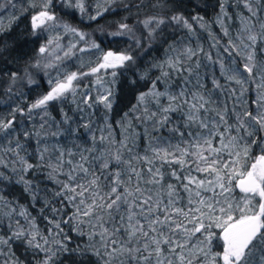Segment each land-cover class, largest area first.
Instances as JSON below:
<instances>
[{"label": "trees", "instance_id": "trees-1", "mask_svg": "<svg viewBox=\"0 0 264 264\" xmlns=\"http://www.w3.org/2000/svg\"><path fill=\"white\" fill-rule=\"evenodd\" d=\"M259 3L264 6V0H259ZM14 4L13 8L7 2L6 12L0 14V123L12 121L11 128L0 129V161H3L0 163V173L11 177L9 180L0 177V240L6 241V243L0 242V264H44L45 260H48V264H106L108 248H104V238L102 239L100 235L102 232L100 223H96L97 220L94 217L84 216H81L80 222L77 223L72 218L75 207L66 200L62 201L60 197L54 196V193L61 190L57 181L68 182L66 173L75 169L73 174L78 175L81 183H86L91 177L79 171L77 165L81 164L84 168H88L90 173L100 174V166L106 159H110L109 154L97 152L96 156L86 157V153L95 147H102L101 136L118 134L129 119L140 123V119L138 120L133 115L134 106H136L135 109L141 107V105L137 106V98L141 92L148 91L153 82H156L157 89L161 90L164 88L162 80H168L171 86L167 89L174 93L179 91L181 88L179 82L184 70L175 75L172 68L156 67V65L160 66L167 56L165 50L170 52L174 47H184L183 42L185 41L192 50L198 49L200 45L201 50L196 52L203 59L208 44L211 42L210 45L213 46V41L214 43L221 41L227 47L222 48L223 52L219 49V53H223L226 57L234 53L235 61L232 67L242 69L244 61L239 51L229 47L230 37H234L240 24L231 25L228 33L230 36H226L217 20L223 7L228 10L234 20L238 21L241 9L240 0H123L111 5L101 15L89 21L78 17L75 11L55 7L53 12L59 18L67 20L78 29L89 32L88 34L98 43V46L107 51L111 49L120 51L121 38H113L112 33L119 30L121 24H127L137 32L138 29L143 30L142 22L149 17L162 16L167 19L176 14H182L188 23L192 24L191 30L182 28L178 33L179 38L169 37L172 48L165 49V45H160V50H149L143 55H138L134 48H128V43L122 46L125 49L124 53L133 56L134 63L126 62L124 67L115 68L116 75L108 80L115 95V102L111 109H105L103 104L96 102L97 97L93 92L96 77L74 82L75 93H66L63 98L50 101L41 108H31V105L50 89L48 85L54 77H44L41 70L34 67L35 63L32 61L42 44V36L35 34L30 22L26 20L34 13H20L18 12L20 2L16 1ZM192 17L202 18L200 20L206 23L213 40L208 42L204 39L203 42L200 35L208 30H202V32L195 30L199 29L200 22L199 20L194 21ZM236 38L231 40L238 44V41L234 40ZM154 43L157 44L158 41ZM145 48L142 45L140 52ZM257 49L260 57L262 50H260L259 43ZM73 64L69 61L65 68L74 70ZM228 64L230 66V62ZM195 65L194 70L188 73V78L194 83L201 80L198 88L203 89V95L210 96L211 102L209 101L207 105H212V114L216 115V111H220V108L226 111L232 109L233 104H238V107L244 110L241 102H238L241 100L236 98L241 95L239 88L232 87L233 82H228L221 74L219 75L218 68L213 71L211 65L205 63L204 60L195 61ZM210 71L221 79L222 87L219 90L210 85ZM14 73L16 74L15 80H13ZM164 73L168 74L167 78L163 76ZM142 75H144L143 79H141ZM30 77L36 78V89L28 84ZM158 77L161 79L157 80ZM240 78L244 81L245 91L240 98L246 99L247 107L245 108L256 116L258 114L256 88L247 73L240 75ZM232 88L234 92H231ZM87 95L89 99L85 103ZM146 101L153 102L151 98ZM164 126L157 131V135L163 140L171 141V136L167 134L169 130L168 132L165 130L167 127L165 123ZM253 131H256L257 143L250 147V158L261 153L259 144L264 135V131L255 129ZM24 133L28 135L25 136ZM150 137L149 125L144 128L142 124H139V129L134 134L138 144L132 146L135 153L133 150L132 152L124 150L122 159L125 163L119 168L110 164L105 172L119 171L121 172L120 179L125 182V186L128 183H139L143 187L154 189L158 197L164 200H169L167 186L171 184L178 194V198L177 195L172 197L173 200H177L175 207L187 211L189 193L183 190L181 183L171 173L176 172L180 175L181 181H184L185 176L191 175V170L187 165L181 169L176 163H160V160L156 159V166H158L156 169L163 174V179L159 184L152 183V175L144 166L145 160L141 159L149 153V150H144L143 145L150 143ZM17 142L22 145L21 148H17ZM248 142L250 143V140ZM82 156L87 159L81 160ZM21 157L35 167L26 172L21 171L25 166L21 163ZM57 166L59 170L53 172V167ZM135 166L140 170L141 176L138 180L135 175H132L129 180L130 167L135 168ZM13 169L16 171L14 172ZM21 175L25 180L32 182L31 192L25 191L24 185L17 182ZM100 185L108 189L106 186L110 185V181L102 178ZM233 195L238 197L244 194L238 188H234ZM256 200L260 202L259 197ZM22 210L26 211L27 217L19 214ZM127 214V208L122 206L119 214L114 215L115 219L111 220L112 234L110 236L112 235L114 240L119 241V244L112 243L117 248L124 244L129 246L128 231L131 225ZM140 215L145 218L142 214ZM120 216L124 219L121 220ZM136 216L139 217L138 214ZM176 218L187 224L182 217ZM145 221L146 219L143 220ZM56 224L60 225L59 229L55 227ZM33 225L34 230L31 228ZM114 228L119 231L114 232ZM20 230H23L26 236L29 232H36L35 243H39L42 247L36 248L34 245H29L24 237L15 238L13 233ZM58 232L62 234H57ZM92 233H95V236L90 238ZM216 233L217 236L220 235L218 229ZM56 241L63 242L64 249ZM218 241L222 242L219 239ZM136 260L128 252L122 255L123 264H137Z\"/></svg>", "mask_w": 264, "mask_h": 264}, {"label": "snow or ice", "instance_id": "snow-or-ice-1", "mask_svg": "<svg viewBox=\"0 0 264 264\" xmlns=\"http://www.w3.org/2000/svg\"><path fill=\"white\" fill-rule=\"evenodd\" d=\"M7 2L13 8L15 7L12 0H7ZM50 4L51 0H45L41 6L43 10L32 16L31 26L33 30L41 28L49 21L56 20V17L47 10ZM31 6L36 7L35 4H32ZM75 6L79 8L81 12L84 11L82 3L78 2ZM4 7L5 4H0V8ZM245 7H248L251 11L250 5L246 4ZM221 12H224L223 7L221 8ZM100 14V12H97V15ZM253 15H255L254 12ZM90 19H95V17H90ZM192 19L197 21L202 18L192 17ZM169 21L175 22L177 25L183 24V26L187 27L189 30L192 28V25L188 23V20L182 14L172 15L168 17L167 20L162 16H152L145 19L142 23L145 28H148L149 34L151 35L156 29H159L161 25H164ZM242 24L243 27L241 33H247V35H237L236 39L239 41V44L234 43L230 39L229 47L236 49L237 51L243 47V49L248 52L245 57L247 62L243 65L242 69L226 66L223 61L220 62L221 75L227 81H234L240 85H243L244 81L239 79L238 76L247 73L250 77L253 68L256 66L254 62V46L257 44L258 39L260 42H264V24L260 25L261 32L259 36L252 31L250 23L242 21ZM152 25H154V27H150ZM62 27L65 32L78 35L81 40L85 37L84 33L78 32L77 29L68 24H64ZM119 27L122 30L130 31L127 24H121ZM201 27H204V25L201 24ZM122 34H124V32L112 33V35ZM224 34L226 36L228 35L226 30ZM245 39L248 43H245ZM51 42L52 41H49V44ZM74 47L75 45H70L69 53ZM92 47L98 48L99 46L92 44ZM46 50V47L42 46L40 47L39 52L44 53ZM81 51H84V49H81ZM185 52L189 58L196 55V52L190 48L185 49ZM69 53H65V55L67 56ZM209 59H211V57H209ZM102 61L103 62L100 63L98 67L91 69V73H96L100 69L124 67L126 62L134 63V58L126 53H114L108 51L103 54ZM167 63L177 71L182 70L178 67L179 61L169 60ZM156 67L160 66L156 65ZM85 75H88V73L78 74L73 72L71 74H66L63 81H57L55 86L51 88V91L32 104L31 108H41L46 106L50 101L63 98L66 93H75L76 89L73 82ZM112 75L115 76L116 73L113 72ZM144 75H146V73ZM144 75L141 76V79L144 78ZM15 76L16 74L14 73L13 80H15ZM163 76L167 77L168 74L164 73ZM159 79L161 78L158 77L157 80ZM29 82L31 83L32 81ZM197 83L199 84V81ZM213 85L217 89L222 87L215 80L213 81ZM232 91L234 92L235 90ZM161 97H164L169 102L168 107L161 106V111L165 114L163 120L159 121L161 124L168 120L167 113L177 111L181 106L187 105L189 107L187 121L189 123L198 121L199 126L208 131V135L205 137L198 134L196 137H192V143L188 147L180 148L179 145H176L175 151L172 152L168 151L166 148H150L153 157L159 159L161 162H167L168 164L176 163L181 169H183L187 164V161L184 158L191 155L193 157L192 162L196 165L195 170L199 173H208L212 175L213 179L197 180L195 177L185 176L184 181H187L185 183L184 181H181L180 175L173 171L171 175L181 183L183 190L189 193V207L187 211L183 208L175 207L176 201L173 200L172 197L173 195H177L178 198V194L176 193L174 186L169 184L167 186L169 200L162 210L164 218L161 220L157 216L150 221L148 225L149 230L155 234L157 228L154 227V225L160 226L161 228L167 226L169 232L173 234L176 232L183 233L186 242L199 234V246L196 248L195 252L189 250L187 255H185L184 252L186 243H179L168 237L163 238V243L169 244L171 252L175 253V248L181 249L180 253L177 254L180 264H193V260L196 258L201 260V264H256L255 257L257 253H259V264H264V142L260 145L261 154L255 157H249L251 145L257 143L256 131L250 129L264 131V112L258 111V114L253 116L250 112L245 111L243 113V118L237 117V124L232 126L227 123L226 110L223 112L217 110L216 118H218L219 122L224 125L225 131L228 133V136L225 137L223 132L216 130L217 124L215 119L213 120L212 128H209V124L206 123L205 120L200 119L197 115L201 109H204L205 112L208 111V109L205 108V105L209 103V101L205 100L202 95L193 94L192 99L199 102V107H197L196 103L190 104L186 98V90L183 88L174 94L170 93L167 89L161 92L157 89L156 82H153L148 91L139 94L137 98V106L144 105L145 101L149 98L154 99L159 105V99ZM87 99L89 98L86 97L85 103H87ZM260 100L264 101V95L260 97ZM96 102L103 104L105 109H111L115 102L113 90L111 88L105 89V95L98 96ZM173 104H176L177 106L174 108L172 107ZM135 107L136 106H134V110ZM262 107H264V105H262ZM144 111L147 113L146 106ZM151 115L155 116V113H152ZM11 127V120L7 123H0V129H9ZM109 131H111L110 128ZM241 131L244 133L242 136L239 135ZM232 132H236L238 135L233 136L231 135ZM24 135L27 136L28 133H24ZM180 135L183 136L184 134L181 133ZM216 138L219 139V147L213 146V139ZM100 139L103 141L105 138L102 136ZM226 139L227 143H225ZM248 140H250V143ZM240 141H245V143L240 146ZM21 147L22 145L17 142V148ZM121 147H126V144H124L123 141H121ZM189 147L194 149V151L190 153ZM128 151H131V149H128ZM225 151H227L228 158L222 159V153ZM205 152L208 153L207 156L204 155ZM109 156L110 159H106L100 166L101 171L99 175L90 173L88 168H84L82 164L77 165L80 172L85 176L91 177L86 183H81L78 175L73 174L75 169L66 173L68 182L57 181V183L60 184L61 190L54 193V196L60 197L62 201L66 200L75 207V212L73 213L72 218L79 223L81 216L92 217L95 215L96 220L100 223V226L103 227L104 216L99 215V213L107 214L111 221L115 219L113 213L118 214L122 206L129 210L128 221L130 224L135 215V213L132 212L133 204L139 208L141 214L147 210L149 215H153L155 211L160 210V203H157L155 207L149 203L151 197L143 199L138 204H136L135 200L131 203L129 202L128 197L133 196V192L130 191L125 186V182L120 179L121 172H105V170L109 169L110 164L115 168H119L121 164L125 163V161L122 159L119 150L115 153H109ZM41 158H43L42 154ZM20 159L21 163L25 165L21 171L26 172L28 169L35 167L32 164H28L23 157ZM86 159V157H81V160ZM141 159L147 161L149 164L153 163V161L149 160L146 156ZM0 163H3V161H0ZM69 163H71V161H69ZM58 170V166L53 167V172ZM13 171L15 172L16 170L13 169ZM148 172L152 175V183L159 184L163 179V174L159 169L154 170L153 168H149ZM132 175H135L139 180L141 173L137 171L136 168L130 167L129 180H131ZM0 177L5 180L11 179V177L5 176L3 173H0ZM102 178L110 181L108 191L103 195H101L102 189L100 185V180ZM17 182L24 185L25 191L31 192V181L25 180L21 175ZM234 184L241 193L245 194L240 202H235L230 199L234 191ZM190 185H195L196 190L194 193L190 188ZM217 189H219V191H217ZM134 192L142 195L139 183L135 186ZM205 192L210 193V195H203ZM193 195L195 196V199L192 198ZM256 197H259L260 202L254 205L252 204V200ZM88 200L91 202L88 203ZM81 206H83V209H81ZM169 206H171V208ZM53 210L55 211V209ZM19 214L27 217L25 210H22ZM176 217H182L183 220L187 221V224L183 223L182 220L177 219ZM119 218L121 220L124 219L123 216H120ZM189 225H191V227H189ZM55 227L59 229L60 225L56 224ZM217 229L220 232L219 236H217L216 233ZM113 231H119V229L114 228ZM107 232L108 229L105 228L100 233L102 239ZM137 233H141L144 237H148V233L143 231V226L140 225L138 221L134 227L130 228L128 235L131 238L136 236ZM57 234H62V232H58ZM36 235V232H29L26 236L23 230L13 233L15 238L24 237L29 245L41 248L42 245L35 243ZM92 236H95V233L90 234V238ZM149 239L151 240V243L155 245L156 253L159 254L161 252L160 244L162 240L157 239L155 235L149 237ZM216 239L222 240L221 252H213V242ZM0 242L6 243V241L2 240H0ZM45 243H47L46 239ZM56 243L60 244L61 248L64 249L63 242L56 241ZM112 243H115V241H112ZM173 244H175V248L171 247ZM144 247L147 249L149 245L145 243ZM118 251H127L131 254L133 249L113 248L112 252L108 253L109 257L111 258L112 254ZM136 251H139V249H136ZM96 254L99 255V253ZM50 258L51 257H49V259ZM143 259L147 260L148 257H144ZM44 264H48V260H45ZM168 264H172V261L169 260Z\"/></svg>", "mask_w": 264, "mask_h": 264}, {"label": "rangeland", "instance_id": "rangeland-1", "mask_svg": "<svg viewBox=\"0 0 264 264\" xmlns=\"http://www.w3.org/2000/svg\"><path fill=\"white\" fill-rule=\"evenodd\" d=\"M16 1L20 2V7H18L19 9L18 12L23 13V14L28 13V12H33L34 14L32 16L38 14L41 10H43L41 6L45 2V0H12V3H15ZM119 1H123V0H51V4L49 5V8L47 10L56 17V20L49 21L46 25L42 26L41 28H37L33 30L35 34L42 36V44L40 47L44 46L47 49L44 53H40L39 52L40 47L38 48V50L36 51L34 55V59L32 60L33 63H35L34 67L41 70L44 77H47V78H49L50 76L54 77V80H52L50 84L48 85L50 89L46 93H44L39 99H41L44 95H46L49 91H51V88L55 86L57 81H63L66 74H71L73 72H76L78 74L88 73V75L80 77L77 81L86 80L88 77H94V78L96 77L94 79L95 83L93 85V88H94L93 92L95 93L96 97L103 96L105 95V89L111 88L110 82L108 80H110L111 76H113L112 73L117 72L116 69L107 68V69H100L96 73H91L92 68L98 67V65L103 62L102 56L104 53H107L108 51H112L114 53H124L123 51L125 49L122 46H124V44H127V43H128L127 45L128 48L130 49L134 48V50L137 51L138 55L139 54L143 55L146 51H149V50H157V49L160 50L159 49L160 45H163V46L165 45V49L172 48V42L169 43V37L174 38V39L179 38L180 36L178 35V33L181 32L182 28H187V27H184L183 24L177 25L175 22L169 21L168 23L161 25L160 28L156 29V31L153 32L151 35L149 34L148 28H145V27H143V30L138 29L139 32L138 31L136 32L135 29L131 27H129L130 31L119 29L116 32H124V34L113 35L112 37L121 38L120 39V42H121L120 51H115L114 49L107 51V50L101 49L100 47L93 48L92 44L98 45V43L92 39V36L88 34L89 32L83 31L81 29L74 27L67 20L59 18L57 14L53 12V9H55V7H57V9H59L60 7H63L64 9L75 11L78 17L86 18V20L89 21L90 17L96 18L99 16L97 15V12H100L102 14L111 5ZM78 2L83 4V7H84L83 12H81L80 9L75 6ZM6 3H7V0H0V4H6ZM32 4H35L36 7H32L31 6ZM246 4L250 5L251 11L249 10L248 7H245ZM240 6H241V9L239 12L238 21L234 20L230 16L226 8H224L223 13L222 12L220 13L217 20H218V24L220 25V28L222 29V32L225 33V30H226L227 33H229L231 25L234 24V26H237L240 24L239 27L236 29V33L234 34V37H237L238 34H242L246 36L247 33H241V29L243 27L242 21H245V22L250 23L252 27V31L259 36L261 32L260 25L264 24V6L259 3V0H240ZM5 12H6V6L4 8H0V14L5 13ZM253 12L255 13V15H253ZM31 18L32 17L26 19L28 22H30V24H31ZM235 21L236 23H234ZM199 22H200V25L198 27L199 29L196 28L195 30L199 32H202V30H205V31L208 30V32L202 33L200 35V37L202 36L203 42H204V39L208 40V42L213 40L211 33L209 31V28L206 26V23L203 22L202 20H199ZM64 24H68L71 27L77 29L78 32L84 33L85 34L84 39L81 40L78 35L65 32L64 28L62 27V25ZM201 24H203L204 27H201ZM150 27H154V25ZM228 35L230 36V34ZM233 38L230 37V39H233ZM234 40H237V39H234ZM49 41H52V42L49 44ZM156 41H158L157 44L154 43ZM183 43H184V47L183 46L179 48L174 47V49L172 48L170 52L164 49L165 52L167 53V56L162 60L160 67L161 68H164V67L172 68L169 66L167 61L169 60L179 61L178 67L182 69L181 71L184 70L182 79L179 82V85L181 86L180 89L185 87L183 89L186 90V98L188 99L189 103L190 104L196 103L197 107H199V102L192 99L193 94L202 95L204 99L207 101L211 102V100H210L209 95L202 94L203 89L198 88L197 82L199 81V84H201V80H197L194 83V82H191L188 78L189 76L188 73L192 72L194 70V66H196L195 61L199 62V61L204 60L205 63L211 65V68L213 71L214 69L218 68L219 75H220L221 74L220 62L223 61L226 66H228L229 65L228 63L230 62V67H232V63L233 61H235V56H234V53H232L231 54L232 56H229V57L224 56L223 53L220 54L219 49H221L220 52H223L222 48H225L227 46L224 44V42L221 43V41L220 42L217 41L214 43L213 41V46L210 45L212 44L210 42L208 46L205 48V53H204L205 55L203 59H201V57L196 52V51L199 52V50H201L200 45L198 49L196 48L194 50L197 55L191 56L189 58L185 52V49H188L190 47L185 41ZM245 43H248L246 39H245ZM258 43L260 44V50H262V54L260 55V57H259V53L257 49ZM199 44H201V42H199ZM222 44L224 46H222ZM238 44H239V41H238ZM70 45H75V47L72 48L71 52L69 53ZM142 45L145 46L146 48L140 52V47ZM81 49H84V51H81ZM65 53H69V54L66 56ZM239 54L241 58H243V61L245 64L247 62L245 57L247 56L248 52L244 50L243 47H241L239 49ZM209 57H211V59H209ZM69 61H72L74 63L73 64L74 70H68L67 68H65L67 66L66 64ZM254 62L256 66L253 68V72L250 78L252 79L253 84L256 88L255 97H256V104H257L256 108H258L257 112L258 111L264 112V107H262V105H264V101L260 100V97L264 95V42H260L259 39H258L257 44L254 46ZM172 69L173 71H175L174 73L175 75H177L178 72H180V71H177L175 68H172ZM213 71H210V85L211 86H214L213 85L214 80L217 81L219 84L221 81V79H219L218 77L214 75ZM247 76L249 75L247 74ZM238 78L241 79L240 76H238ZM35 79H32L30 77V79L28 80V84L34 86V89H36L35 85H37V80ZM29 81H32V82L30 83ZM224 81L227 82L226 80ZM74 82L73 84L75 87ZM162 82L164 84V88L159 90L161 92L165 91L167 87L170 88L171 86V83L168 80L165 81L163 79ZM228 82H233L231 86L234 88L238 87L240 90V94L243 96V94L245 93L243 89L244 85L242 86L240 84L235 83L234 81H228ZM220 85L222 86V82ZM232 90L233 88L231 89V92H233ZM168 91L174 94L173 91L171 90H168ZM241 95H238V97L236 98L241 100L238 102H241V106L243 107L244 110L240 109L238 107L239 106L238 104L237 105L233 104L232 105L233 108L226 111V113H228L226 115V120L229 125L235 126L237 124V117L243 118V113L247 111V109L245 108V106L247 107L246 99L243 98L242 100V98H240ZM87 98H88V95H87ZM152 101L153 102L145 101L144 105H141V107L135 109V111L133 112V115L135 116V118H137L138 120L140 119L139 120L140 123L139 122L136 123L132 119H129L128 122L126 123V126L121 127L118 134H110V135L103 136L105 139L103 140L102 147L100 148L95 147V149L93 148L91 150H88L85 156L86 157L88 156L92 157L94 155L96 156L97 152H102V153L104 152L106 154L115 153L117 152V150H119V153L122 156V152L124 150L128 151V149H131V151H128V152H132L133 150L132 146L133 145L137 146L138 144V141H136V139L134 138V134L138 131L139 124H142L144 128L145 127L147 128L149 125V127L151 128V137L149 138L150 143H146L143 146H144L145 151L149 150V153L146 157H148L149 160H152L153 163L149 164L147 161H145L144 166L147 168V170L149 168H153L155 170L158 166H156V162H155L156 158L153 157V154L150 151V148H166L168 151L172 152V151H175L176 145H179L180 148L188 147L192 143V137H196L198 134L205 136V137L208 135V131L205 129H202L199 126L198 121H193L191 123L187 121V114L189 112V107L187 105H183L179 108V110L167 113L168 120L164 122L165 125H167L165 130L166 132H168L169 130L167 134L171 136L172 140L167 141V140H163L162 138H159V136L157 135V131L161 129V126L165 127L164 123L161 124L159 122L163 120V117L165 115L161 111V106L168 107L169 102L164 97H161L159 99V105L156 103L154 99H152ZM145 106L147 107V113H145L144 111ZM176 106H177L176 104L172 105V107L174 108ZM205 108L208 109L207 112H205L204 109H201L197 113L199 118L205 120V122L209 124V128H212L213 120L215 119V122L217 124L216 130L219 132H223L225 134V137H227L228 133L225 131L224 125L219 122L215 114H212V111H211L212 105L206 104ZM219 110L222 112L225 111L224 109H221V108ZM152 113H155V116H152L151 115ZM250 130H253V129H250ZM181 133H183L184 135L181 136L180 135ZM231 135L237 136L238 134L236 132H232ZM239 135L240 136L244 135L243 131H241ZM121 141H123L124 144H126V147H121ZM262 142H264V135H263V140L260 142L259 146L261 145ZM225 143H227V139L225 140ZM243 144H244L243 141L239 142L240 146H242ZM213 146L219 147L218 138L213 139ZM99 149L101 151H99ZM82 151H84V149ZM192 151H194V149L189 147V152L191 153ZM133 152L135 153V150H133ZM204 155L207 156L208 153L205 152ZM134 158L136 157L134 156ZM221 158L222 159L228 158L227 151L222 153ZM184 159L187 161L186 165L189 166L188 168L191 170L190 177H195L197 180L213 179L212 175L208 173H199L195 170L196 165L192 162L193 157L191 155L185 157ZM160 163L162 162L160 161ZM154 165L156 167H154ZM135 168H137V166H135ZM137 171L140 172L139 169H137ZM136 185H137L136 183H131V184L128 183L126 185V187L130 191L133 192V196L128 197L129 202L131 203L133 200H135L136 204H138L143 199L151 197V200L149 203L153 207H155L157 203H160V210L155 211L153 215H149L147 210H145V212L142 214L143 216H145V218H143L140 215L141 212L139 208H137L135 204H133L132 212H134L135 215L133 217V220L131 221L130 227H134L138 221L139 224L143 226V231L148 233V237H144L141 233H137L136 236L131 237V238L129 237L130 238L129 246H127V244H124V246L120 248H117L116 246L112 245V241H115V244H119V241L114 240L112 235L110 236V234H112L111 233L112 223L109 220V217L105 213H99V215L104 216V223H103L102 231L105 228L108 229V232L105 233L104 235V241H103L104 248H108V251L106 253L107 262L109 264H123L122 255L127 254V252L125 251L115 252L112 254L111 258L109 257L108 253L112 252L113 248H117V249L131 248L133 249V252L131 254L128 252V254L133 256V258L137 259L136 261L141 264H158V261H159V264H168L169 260L172 261V264H180L177 258V254L180 253L181 249L175 248V244H173L171 245V247L175 248V253L171 252L169 244L163 243V238L168 237L179 243H186V248L184 249V252H185V255H187V252L189 250L195 252L196 248L199 246L198 245V238H200L199 234H197L195 237H192L190 240L186 242V238L183 233L176 232L175 234H173L169 232L167 226H164L163 228H161L160 226L154 225V227L157 228V232L155 234L151 232L148 227L149 222L155 219L157 216L161 220L164 218V213L162 210H163L164 205L168 203V200L161 199V197L159 198L158 197L159 195H157L158 193L154 191V189L150 187H143L141 185H139V187L142 190V195L135 193L134 189ZM190 188L192 189L194 193L196 190L195 185H190ZM233 188H236V187L233 186ZM101 189H102L101 195H103L105 192L108 191V189L105 188L104 185H101ZM217 191H219V189H217ZM203 195L208 196L210 195V193L205 192L203 193ZM244 196L245 194L242 196L236 197L232 193L230 199L235 202H240L244 198ZM192 198L195 199V196L193 195ZM256 199H258V197L252 200V204L254 205L258 204V201ZM175 201L177 202V200ZM87 202L90 203L91 201L88 200ZM81 207L83 208V206ZM169 207L171 208V206ZM127 211H128V214H127V219H128L129 210L127 209ZM116 214L117 213H113V215H116ZM136 214H138L139 217H137ZM92 217L96 218L95 215H93ZM144 219H146L145 222H143ZM96 223H99V222L97 221ZM31 228L32 230H34V227H31ZM153 235H155L157 239L162 240L160 244L161 252L159 254L156 253L155 245H153L151 243V240L149 239V237H152ZM145 243L149 245L147 249H145L144 247ZM221 245H222V242L220 243L218 239L214 240L213 252H221L222 251ZM136 249H139V251H136ZM144 257H148V259L144 260L143 259ZM255 259H256V264H259V254L258 253ZM193 264H201V260L199 258H196L193 260Z\"/></svg>", "mask_w": 264, "mask_h": 264}, {"label": "water", "instance_id": "water-1", "mask_svg": "<svg viewBox=\"0 0 264 264\" xmlns=\"http://www.w3.org/2000/svg\"><path fill=\"white\" fill-rule=\"evenodd\" d=\"M260 154H261V153H260ZM258 155H259V154H258ZM258 155H257V156H258Z\"/></svg>", "mask_w": 264, "mask_h": 264}]
</instances>
